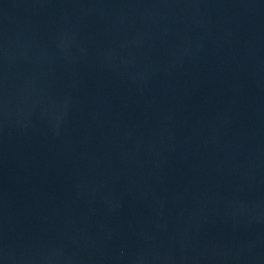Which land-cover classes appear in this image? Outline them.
<instances>
[{"label": "water", "instance_id": "95a60500", "mask_svg": "<svg viewBox=\"0 0 264 264\" xmlns=\"http://www.w3.org/2000/svg\"><path fill=\"white\" fill-rule=\"evenodd\" d=\"M0 264H264V0H0Z\"/></svg>", "mask_w": 264, "mask_h": 264}]
</instances>
